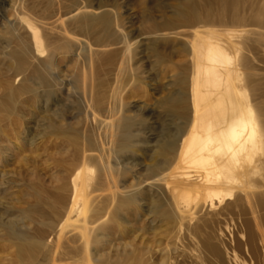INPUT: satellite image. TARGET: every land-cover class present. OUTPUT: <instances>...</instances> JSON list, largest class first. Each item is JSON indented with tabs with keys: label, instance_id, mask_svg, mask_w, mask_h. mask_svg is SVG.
Returning a JSON list of instances; mask_svg holds the SVG:
<instances>
[{
	"label": "bare ground",
	"instance_id": "1",
	"mask_svg": "<svg viewBox=\"0 0 264 264\" xmlns=\"http://www.w3.org/2000/svg\"><path fill=\"white\" fill-rule=\"evenodd\" d=\"M60 1L46 30L34 4L29 14L27 0H0V15H6L0 46L10 57L0 69L4 264H49L43 255L58 248L68 255L67 264H177L159 242L149 244L143 235L137 245L125 242L120 249L113 242L130 227L127 217L147 201L138 198L141 188L151 194L150 211L175 226V248L191 244L198 249L195 258L186 257L189 264H225L224 259L264 264V140L242 76L240 14L235 21L230 14L220 30L200 18L193 4L174 11L173 18L162 16L161 8L155 9L158 17L142 12L141 25L147 26L145 35H154L149 49L157 59L158 41L176 38L183 26L192 29L188 73L170 83L177 93L157 101L163 111L152 126L146 105H139L134 116L126 112L129 100L150 84L134 61L142 45L127 30L132 8L125 0ZM177 16L183 19L177 22ZM260 64L264 67V60ZM40 94L48 108L46 138L37 135L29 143L36 149L44 143L53 157L43 167L39 154L25 163L30 167L19 190L25 194L18 200L23 206L14 207L5 195L12 198L16 181L4 164L23 146V138H10L18 130L16 106L35 102ZM67 114L74 120L68 121ZM139 150H144V163L137 161ZM136 167L142 172L124 185L120 176ZM212 218L218 225L200 242V229ZM58 230L62 237L54 241ZM99 244L116 251L103 259ZM115 255L121 257L115 260Z\"/></svg>",
	"mask_w": 264,
	"mask_h": 264
},
{
	"label": "rangeland",
	"instance_id": "2",
	"mask_svg": "<svg viewBox=\"0 0 264 264\" xmlns=\"http://www.w3.org/2000/svg\"><path fill=\"white\" fill-rule=\"evenodd\" d=\"M27 1L28 2L27 4H25V7L30 10L29 14H33L34 12L31 9V6L33 4L34 6H37V21L42 27L48 30L49 20L50 18H52L58 4L61 1L39 0L37 3L33 4L32 0ZM191 4L195 5L198 9V16L200 18L208 19L210 23L215 26V28L220 30L224 29L225 22H229L231 20L235 21L237 19L236 14H240L239 16L242 20L241 24L237 26L241 29L240 52L242 53H240V57L242 61V73L244 72L242 76L245 88L247 89V92L249 94L252 109L259 123L262 139L264 140V67L260 64L261 60H264V0H233V3L229 4L227 3V0H125V5L128 8H132V11H128L134 13L133 17H129L126 20L129 22L128 24H130V27H128L127 30L130 37L138 41L139 45H142L140 46V48H138V51L141 53V55L139 56H142V59H140L139 56H136L134 61H137V64H139L142 76L145 79L147 78L145 81H147V83H150L147 85V87L143 88V91L139 92L137 97L131 98L129 100V104L127 105L128 111L126 112L130 116H134L135 110L139 105H146V112L148 113V116L150 115V117H148L150 119L149 121L151 122V125L154 126L155 120L156 122H159L161 120L157 114L163 111L162 108L157 106V101L166 96L170 91H173L174 94L177 93V87L170 85V83L172 81H174V83H177L180 77H183V74L186 73L187 75L188 73L189 54L187 50V44L190 39V32L192 31L191 27L183 26L179 28L176 38L172 37L158 41L156 45L161 54V58L157 59V56H155L151 52L152 50L149 49L150 43H152L151 40H153L152 38L154 35L151 32H146L147 35H145L147 26L141 25V20L144 18L142 12L147 11L146 16L152 15L158 17L160 13L155 9L161 8V10H163L162 16L173 18L175 16L174 11L185 9L183 8L184 6ZM254 12H258L257 15ZM230 14L232 16V19L230 17ZM162 16L160 20L162 19ZM3 17H6V15L2 13L0 15V28L3 21H5L3 20ZM181 19H183V17L179 18L177 16L175 20L179 22ZM12 24H14V29L23 36L24 34L19 29V25L16 23L15 19L12 20ZM183 42H186V47ZM1 44L2 46H5V44ZM144 47L146 48L145 51L143 50ZM101 49L102 48H99L98 50L95 49V53L100 52ZM246 57L247 59H249H245ZM9 58L10 57L5 53L4 49L0 46V69L2 67L1 63L8 60ZM155 59L157 60L155 61ZM175 76L178 77L177 80L174 78ZM43 99L44 98L40 94V96H38V99H35V102H22L23 104H18L16 106L17 121L15 127H17L18 130L16 132V135H12L10 138L13 141H20L23 138L24 141L22 140V142L20 143L23 146L21 150L17 152L14 151L12 157L9 158L7 160L8 162L4 164V171L9 172L12 178H14V180L16 181L14 187L11 189L13 192L12 198H9V194L5 195V201L9 202V205H12L14 207L23 206V204H20L18 200L21 199L22 194L25 193L24 190H19L23 180V176L29 170V160L33 157L37 158L36 155L39 154L38 160L40 162V165H42L43 167L45 166L44 164H46L45 161L49 159L54 152L53 149L48 148L46 145H42L44 143L39 144L38 149H36L29 143V138L34 136L36 137L37 135L38 138L42 140L46 138L45 131H47L48 125V122L46 121V118L48 117V108L47 105H45V103L43 102ZM143 115H146V113ZM70 116L71 115L67 114V120L73 121L74 119L70 118ZM156 132L157 131L151 133L154 134ZM149 133L150 132L145 134V136H149ZM43 136L44 138H42ZM45 146L48 150H43ZM141 148L143 149L144 146H141ZM142 152H144V150H139V152L136 153L137 161L140 163L145 162V160L141 158ZM123 157L125 158V155ZM50 160L51 159H49V161ZM26 162L28 163V165L25 164ZM139 167H136L135 169L137 170L133 171L132 173L127 172L122 177L120 176L119 179L122 180V183H124V185H127L131 181L132 174L136 172H142ZM19 172H21V174H19ZM27 177H29L28 174ZM128 189L129 188H126V190L124 191H127ZM141 189L142 190H140L138 198L139 200L147 198V201L141 202L142 205H140L138 208V214H135V216L132 215L130 217H127L126 221L128 222V225H130V227L128 226V230L123 231L122 234H119L122 236L121 238L119 235L115 236L116 239L114 238L113 241L115 243V246L120 245L118 247V249H120L122 248L121 245L125 242L137 245L140 242L139 236L143 235L144 239H147L148 241H146L149 244L159 242L160 248H166L174 256L177 264H189V261H186V257L195 258V255L200 254L198 253V249H196V247L191 244L187 245L188 247L181 250L175 248V246L173 245L174 237H176L175 226L169 223V220L162 217L159 213L154 214L150 211L151 206L149 205V201L152 200L151 194L147 190V188ZM8 215L10 217H13L10 212H8ZM152 219L153 222L150 224V221ZM217 225V219H209L206 225H204L200 229V242H204L214 232L213 229H215ZM230 227H232V225H230ZM138 228H141V230L138 231ZM60 232V230L57 231V234L53 237L54 241L60 240V238L62 237V234ZM222 232L224 238L223 240H225L227 245L229 246V234L225 229L222 230ZM98 247H100L101 249L99 254H102L103 259L106 258L107 255H112L116 251L114 250V247H110L111 249L109 250L107 248L108 245L105 244H99ZM50 254L52 255H49L47 252L42 257L43 259L48 261L49 264H59V262H62L61 264H67V262L71 263L67 259L68 255L64 253L62 248H58L57 251H53ZM2 256H6L5 252L0 251V264H4L6 262L5 260H3L4 257ZM120 257V255H115L114 259L116 260ZM123 261L129 263L128 259ZM131 262L132 260H130V263ZM195 263L196 260L192 264ZM224 263L229 264L225 259ZM89 264L102 263L93 261Z\"/></svg>",
	"mask_w": 264,
	"mask_h": 264
}]
</instances>
